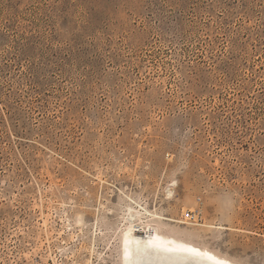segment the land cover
<instances>
[{"label": "rangeland", "instance_id": "374dc122", "mask_svg": "<svg viewBox=\"0 0 264 264\" xmlns=\"http://www.w3.org/2000/svg\"><path fill=\"white\" fill-rule=\"evenodd\" d=\"M148 224L264 264V0H0V264Z\"/></svg>", "mask_w": 264, "mask_h": 264}, {"label": "bare ground", "instance_id": "6f19581e", "mask_svg": "<svg viewBox=\"0 0 264 264\" xmlns=\"http://www.w3.org/2000/svg\"><path fill=\"white\" fill-rule=\"evenodd\" d=\"M132 219V218H131ZM121 264H238L150 224L129 228L121 239Z\"/></svg>", "mask_w": 264, "mask_h": 264}, {"label": "built area", "instance_id": "2783aa9c", "mask_svg": "<svg viewBox=\"0 0 264 264\" xmlns=\"http://www.w3.org/2000/svg\"><path fill=\"white\" fill-rule=\"evenodd\" d=\"M197 211H186L182 214L183 218L189 222H193L197 218Z\"/></svg>", "mask_w": 264, "mask_h": 264}]
</instances>
